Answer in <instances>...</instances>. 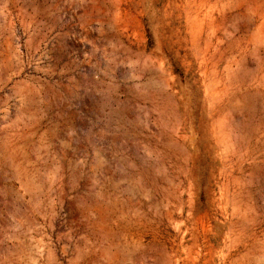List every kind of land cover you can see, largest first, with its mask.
<instances>
[{
  "label": "rangeland",
  "instance_id": "1",
  "mask_svg": "<svg viewBox=\"0 0 264 264\" xmlns=\"http://www.w3.org/2000/svg\"><path fill=\"white\" fill-rule=\"evenodd\" d=\"M0 264H264V0H0Z\"/></svg>",
  "mask_w": 264,
  "mask_h": 264
}]
</instances>
